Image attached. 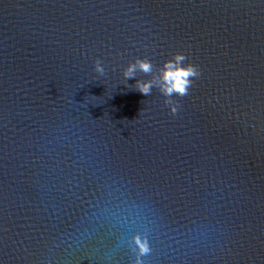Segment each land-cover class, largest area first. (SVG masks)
Instances as JSON below:
<instances>
[{
  "label": "water",
  "instance_id": "water-1",
  "mask_svg": "<svg viewBox=\"0 0 264 264\" xmlns=\"http://www.w3.org/2000/svg\"><path fill=\"white\" fill-rule=\"evenodd\" d=\"M0 264H264V0H0Z\"/></svg>",
  "mask_w": 264,
  "mask_h": 264
},
{
  "label": "clouds",
  "instance_id": "clouds-1",
  "mask_svg": "<svg viewBox=\"0 0 264 264\" xmlns=\"http://www.w3.org/2000/svg\"><path fill=\"white\" fill-rule=\"evenodd\" d=\"M183 59L182 56H177L176 60L179 61ZM140 67L144 71H150L151 65L146 61H140ZM133 71L132 68L129 69V74ZM195 71L192 66L182 67L179 63H174L171 60L165 62L164 68L162 69V79L165 82L163 84L164 90L171 94L173 91L184 94L186 91V86L188 85V77L194 75ZM148 84L140 85V90L144 93H147L149 90ZM137 243L140 244L141 252L147 251V246L144 243H140L139 240Z\"/></svg>",
  "mask_w": 264,
  "mask_h": 264
}]
</instances>
